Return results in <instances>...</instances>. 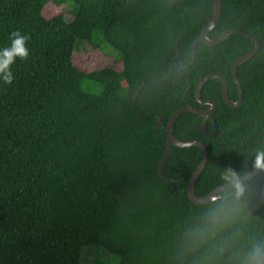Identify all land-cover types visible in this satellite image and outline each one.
Segmentation results:
<instances>
[{
  "label": "trees",
  "instance_id": "1",
  "mask_svg": "<svg viewBox=\"0 0 264 264\" xmlns=\"http://www.w3.org/2000/svg\"><path fill=\"white\" fill-rule=\"evenodd\" d=\"M213 1L0 0V48L10 46L15 31L30 37L29 58L13 65L14 83H0V264H81L86 247L104 249L117 264H200L214 242L193 251L188 234L233 188L207 205L189 200L198 147H172L162 171L174 183L162 181L157 167L170 118L188 106L209 109L195 98L205 77L222 75L229 99L238 101L232 71L255 42L233 34L214 47L199 42L193 54ZM64 6L71 7L69 22ZM230 30L260 45L237 72L242 104L228 107L222 81L211 79L200 97L216 105L217 135L205 137L203 125L213 133L212 121L194 113L173 126L177 141L207 148L194 185L199 198L229 183L233 170L249 174L264 150V0H221L207 37ZM76 42L101 54L96 70L77 64ZM102 44L117 59L100 52ZM244 184L240 219L223 234L230 245L216 264H241L251 244L264 239V171Z\"/></svg>",
  "mask_w": 264,
  "mask_h": 264
},
{
  "label": "clouds",
  "instance_id": "2",
  "mask_svg": "<svg viewBox=\"0 0 264 264\" xmlns=\"http://www.w3.org/2000/svg\"><path fill=\"white\" fill-rule=\"evenodd\" d=\"M10 40V46L0 48V83L8 86L15 81L13 65L16 64L17 59L25 61L30 56L29 36L15 31L11 34ZM254 167L264 171V150L256 152ZM226 179L233 188L231 196L214 202V206L203 218L202 223L190 230L188 234V244L193 251L204 248L210 241L214 242L213 246L206 251L200 264H216V261L225 255L230 241L222 238L223 234L234 232L241 216L240 201L247 186L242 183V177L234 170ZM241 264H264V239H257L251 244Z\"/></svg>",
  "mask_w": 264,
  "mask_h": 264
},
{
  "label": "water",
  "instance_id": "3",
  "mask_svg": "<svg viewBox=\"0 0 264 264\" xmlns=\"http://www.w3.org/2000/svg\"><path fill=\"white\" fill-rule=\"evenodd\" d=\"M213 9H214V14H213V18L211 20V22L206 26V28L203 30L201 36L199 37V39L194 43L193 45V54L196 53V45L200 42L203 43L206 46L209 47H214L219 45L224 39L225 37L229 36V35H233V34H237L240 36H243L245 38H248L249 40H252L255 42V48L253 50V52H251L250 54L244 56L243 58L239 59L233 68L232 71V76H233V81L237 87L238 90V94H239V98L237 102H233L229 99L228 96V84H227V80L226 78H224L222 75L220 74H211L208 75L207 77H205L196 87L195 90V98L196 101L198 102V104H200L201 106H209L208 110H202L199 108H193L191 106L185 107L180 109L179 111H177L169 120L168 124H167V128H166V133H167V139H166V146L161 158L160 163L158 164L157 167V173L158 176L160 177V179L166 183H174V180H171L167 177H165V175L163 174V167L166 163V160L168 159L171 149L172 147H177V148H190V147H198L201 150L202 153V160L201 163L199 165V167L197 168V170L192 174L191 178L188 181L187 184V195L189 200L196 205H207L210 204L214 201H216L217 199H219L220 194L222 192H224L227 189L232 188L230 183H227L225 185H222L220 187H218L217 189H215L214 191H212L211 193H209L208 195L199 198L194 194V185L195 182L197 180V178L199 177V175L202 173V171L205 168V165L207 163V159H208V153H207V148L206 146L200 142V141H190V142H179L177 141L174 136H173V126L175 124V122L177 121V119L185 114V113H194L197 114L199 116H201L205 121H210L211 117L213 116V114L216 111V105L213 102H209V101H204L201 99L200 97V90L202 89V87L211 79H220L223 83V98H224V102L225 104L230 107V108H238L242 102H243V93H242V89L241 86L239 84L238 78H237V72L239 67L251 60L259 51V42L252 38L251 36L245 34L244 32L241 31H237V30H230L227 31L225 33H223L217 40H209L208 39V34L210 31H212L219 22L220 19V14H221V0H214L213 1ZM178 56V55H177ZM140 89L137 92V95L139 93ZM136 95V96H137ZM213 127H214V132L213 133H209L208 128H207V123L205 122L203 125V133L205 135V137L207 138H214L217 135V124L214 120H211ZM160 119L157 120V127L160 128ZM260 171L262 170H258V169H253L249 174L245 175L244 177H242V183H246L248 181H250L251 179H253ZM261 199H262V203L264 206V184L262 186V190H261Z\"/></svg>",
  "mask_w": 264,
  "mask_h": 264
},
{
  "label": "rangeland",
  "instance_id": "4",
  "mask_svg": "<svg viewBox=\"0 0 264 264\" xmlns=\"http://www.w3.org/2000/svg\"><path fill=\"white\" fill-rule=\"evenodd\" d=\"M47 12L50 13V16H54L53 11L54 7L48 6ZM56 10H54L55 12ZM71 11L70 6H64L62 9V14L64 15V18L67 22L71 20V14L69 13ZM100 52L107 56H112L113 58L117 59V53L114 52L108 45L102 44L100 49ZM78 52L81 54L77 57V64L82 66L86 71H93L96 70L99 67L100 64V57L101 54H99L98 51L93 50V47L83 42L80 44V42H76L74 45V54H78ZM91 87V86H90ZM89 85H85V89L88 91H91L94 94H99L101 92V87L99 85H94L92 89H90ZM83 255L81 259V264H94L100 263V264H117L118 258L116 256H113L109 254L107 251H105L102 248H95V247H86L83 249Z\"/></svg>",
  "mask_w": 264,
  "mask_h": 264
}]
</instances>
